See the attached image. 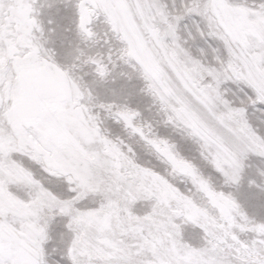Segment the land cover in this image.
Returning <instances> with one entry per match:
<instances>
[{"label": "snow or ice", "instance_id": "obj_1", "mask_svg": "<svg viewBox=\"0 0 264 264\" xmlns=\"http://www.w3.org/2000/svg\"><path fill=\"white\" fill-rule=\"evenodd\" d=\"M37 2L0 0V264H264V219L237 195L264 160L248 118L264 106V0H73L80 38L103 18L120 45L81 52L97 80L128 64L162 123L58 60Z\"/></svg>", "mask_w": 264, "mask_h": 264}, {"label": "rangeland", "instance_id": "obj_2", "mask_svg": "<svg viewBox=\"0 0 264 264\" xmlns=\"http://www.w3.org/2000/svg\"><path fill=\"white\" fill-rule=\"evenodd\" d=\"M50 4L52 7H49ZM72 4L73 0H38L36 6L39 9V18L44 25L45 37L48 41L46 46L55 49L57 59L65 65L70 68L72 65H76L77 67L73 69L74 73L82 77L101 99H111L112 94L109 89L115 88L119 90L123 86L127 91L132 92L133 95L130 100L134 106H138L141 109L144 118L153 123H162L166 118L165 113L150 95L140 91L143 88V81L139 78V73L128 64L117 60L114 68L109 65L111 75L107 82L101 83L97 80L94 69L85 63V56L81 55V52L106 53L109 48L106 40L110 42L113 50L119 48L120 45L112 37L111 33H108L107 36L105 35L108 29L107 25L103 23V18L94 24L96 35L92 40L85 41L80 38L75 32L74 24L70 21V18L73 16ZM50 19L52 20L51 24L48 23ZM187 23L189 24V28L194 31L191 22ZM49 29H54V31H49ZM197 43L207 48L203 44V41H197ZM189 44L192 47L193 53L198 54L196 52V44H193L191 41H189ZM113 58L115 59V57ZM207 58L211 59L210 50L207 51ZM224 88L229 90L228 94L231 96V90L235 89L236 85L228 83L224 85ZM124 98L123 95L120 97L121 102L124 101ZM248 118L255 127L261 132H264V106H250ZM105 126L113 134L119 131L110 119H105ZM170 131L174 137L179 138L182 135L180 129H170ZM183 135L186 136V133ZM130 143L134 146L138 144L134 138H130ZM189 143L191 144L194 155L198 146L195 140H189ZM245 164L243 188L237 191V195L240 196L242 203H244L250 215H254L258 219H264V194H260L261 189H264V160L257 157H249ZM250 182L251 186H249ZM245 191L250 194L259 195L254 200H247L242 195ZM197 231L191 225L186 227V234L190 235ZM246 236L250 237L251 233L246 234Z\"/></svg>", "mask_w": 264, "mask_h": 264}]
</instances>
